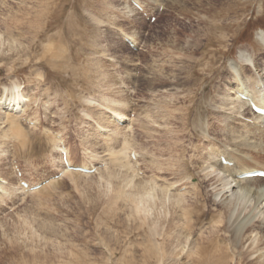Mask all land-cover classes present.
Here are the masks:
<instances>
[{
    "label": "rangeland",
    "instance_id": "rangeland-1",
    "mask_svg": "<svg viewBox=\"0 0 264 264\" xmlns=\"http://www.w3.org/2000/svg\"><path fill=\"white\" fill-rule=\"evenodd\" d=\"M140 1L145 12L156 16L153 22L135 8L132 14L122 12L129 0H0V264H85V254L94 264H115L121 257L119 250H134L141 260L142 248L155 245L156 252L162 241L168 251L186 250L199 242L218 217L202 221L200 231L182 230V211L167 204L160 187L166 188L169 182L167 195L183 193L187 199L201 191V207L220 211L214 198L222 190L221 183L211 185L203 178L208 169H201L208 165L213 150L225 153L224 147L234 155L247 153L250 157L242 160L249 163L247 168L264 167L259 135L256 143L230 148L233 127L247 128L244 122L253 119L240 117L229 126L222 111L215 110L232 83L229 65L244 66L246 79L264 67V0ZM122 32L134 36L136 50L125 43ZM259 75L264 77V71ZM12 82L25 100L15 111L5 113L4 96L8 98L10 92L3 86ZM239 85L248 90L253 87L249 81ZM256 94L263 95L264 89ZM111 108L124 115L122 126L114 124ZM173 114L177 119H172ZM6 117L17 121L18 128L10 127ZM7 127L13 131L9 133ZM56 131L71 162L87 164L93 172L86 176L64 173L51 179L63 169L59 151L50 140ZM124 132L132 134V149L137 152V162L128 157L139 171L130 183L116 167L114 151L110 153L122 145ZM172 134L176 144L168 148V142H174ZM13 161L24 179L35 183L50 178V182L34 192L21 191L12 172ZM174 162L182 165L180 169ZM184 167L191 171L183 173ZM145 181L157 187L149 216L136 212L133 200H127L141 194L138 186ZM1 182L12 185L14 195L7 194ZM245 187H251L249 194L242 189L230 206V211L236 208L234 212L241 211V216L257 204L252 193L255 186L248 183ZM223 223L228 230L227 220ZM175 232H181L180 237L173 236ZM155 233L162 235L151 244ZM109 248L114 249V257H108ZM146 257L156 264V258ZM126 260L127 256L124 264ZM173 260L179 263L186 258L166 256L157 264H174Z\"/></svg>",
    "mask_w": 264,
    "mask_h": 264
},
{
    "label": "bare ground",
    "instance_id": "bare-ground-1",
    "mask_svg": "<svg viewBox=\"0 0 264 264\" xmlns=\"http://www.w3.org/2000/svg\"><path fill=\"white\" fill-rule=\"evenodd\" d=\"M6 1V0H5ZM134 1L136 4H138L140 7L141 5H143V1L141 2L140 0H132ZM175 1V0H174ZM141 3V4H140ZM3 4V3H2ZM135 7L133 5H131L130 1L128 2V4L125 3V5L123 6V9L124 11L122 12H129V13H134L133 11L136 9H134ZM144 11V8L141 7ZM134 9V10H133ZM146 10V9H145ZM130 14V15H131ZM150 15V14H149ZM91 16V15H90ZM113 17V16H112ZM97 22V21H96ZM101 22V21H100ZM99 23V22H98ZM97 25V24H96ZM39 27V26H38ZM122 28V27H120ZM118 28V29H120ZM126 28V27H125ZM208 31V30H207ZM261 32V31H260ZM121 33V32H120ZM123 33V32H122ZM134 33V32H133ZM213 33V32H212ZM8 35V34H7ZM205 35V34H203ZM263 35L264 34H261V38H263ZM5 38V37H4ZM122 38H127L128 40H131L132 43L133 41L135 40L134 39V36L131 34H124L123 33V37ZM213 38V37H212ZM115 39V38H114ZM5 40V39H4ZM3 40V41H4ZM8 40H11V38L8 36ZM211 40V39H209ZM262 41H264V39H262ZM2 42V41H1ZM0 42V43H1ZM12 42L13 40L10 42L8 41L9 43V47L11 48L13 45H12ZM202 42V41H201ZM138 43V42H137ZM134 44V43H133ZM264 45V43H263ZM106 55V54H105ZM203 55V54H202ZM197 57V56H196ZM195 58V57H194ZM213 58V57H212ZM197 60V62H194V63H198V61H202L201 58L200 59H195ZM186 61V60H184ZM183 61V62H184ZM215 61V59H214ZM212 62V60L210 61ZM210 65V64H209ZM150 66V65H149ZM238 65L236 63H232L231 65H229V70H231V74H233V78L229 79L232 81L230 87L227 88V90L224 93V96H223V99H222V105L219 107V108H215V110L218 109V112L219 111H222L221 113L223 114L222 115V118L225 122H227V124L230 126L232 125L231 123H234L235 121H238L240 119V117H245V118H252L253 121H251V123H245V126L242 125L240 127H242L243 129H238L237 126L233 127L234 129L232 130V136L233 138H231L233 141V144L232 146L230 147L231 149L232 148H235V147H240L242 148V146H244L243 144L245 142H255L256 143V139L259 135V139L261 141V147H258L259 151L261 152L260 153V156H264V121L262 119L261 116L259 115H256L255 113H253L251 111V109L249 108L248 104L246 101L244 100H241L239 99L236 95H235V92L236 91H240L242 93H245L246 95H248L253 101L255 104H257L258 106H261V107H264V94H260L262 95L260 97V95L257 97V85H263V88L260 89V91H262L264 89V77H262L261 75H259V72L260 71H264V67H261L259 70H257V73L258 75L257 76H253L252 77L250 76L248 79H246L247 77L246 76V69L244 66H241L240 69L237 67ZM189 67V66H188ZM257 68V67H256ZM169 69V68H168ZM152 70V69H151ZM171 73V72H170ZM248 73V72H247ZM229 74V73H228ZM163 76V75H162ZM226 77V76H225ZM229 77V76H227ZM150 79V78H149ZM172 79V78H171ZM228 80V81H229ZM191 81V80H190ZM244 81H249V83L251 82V85L253 86L250 90L246 89L248 88L246 86V88H243L241 85L242 82L244 83ZM227 83V82H226ZM229 84V83H228ZM251 87V86H250ZM160 88V87H159ZM224 88V87H223ZM3 90L5 91H8L10 92V96L8 98L5 97V100L7 99V103H4L2 108H4V112L6 113L7 110L13 112L15 111L14 107L16 106H19L20 103L22 104L23 101L25 100L24 97L25 95L23 94H19L18 93V90H17V86L12 82V84L9 86V87H4L3 86ZM259 91V90H258ZM181 97V96H180ZM1 98L3 99V97L1 96ZM0 98V99H1ZM186 98V97H185ZM117 101V100H116ZM177 101V100H176ZM184 101V100H183ZM113 102V101H112ZM221 102V101H220ZM117 103L119 104L120 102H115V104L117 105ZM114 105V106H116ZM220 105V104H219ZM165 107V106H164ZM171 107V106H170ZM109 108V107H108ZM184 109V108H183ZM112 110V108H111ZM182 110V108H181ZM109 111V110H108ZM167 111V110H166ZM186 111V110H185ZM112 117H113V120H121L124 119V115L120 112V110H112L110 111ZM8 113V112H7ZM175 113V112H174ZM189 113V112H188ZM185 114V112H184ZM187 114V113H186ZM216 114V113H215ZM149 115V114H148ZM188 115V114H187ZM6 116H8L6 114ZM154 116V115H153ZM163 116V115H162ZM174 116V114H173ZM179 116V115H178ZM185 116V115H184ZM149 117V116H148ZM177 116H174L172 117V119H177L176 118ZM195 117V116H194ZM7 120H8V125L10 127H17V121H15L14 119H11V118H8L6 117ZM14 118V117H13ZM109 118V117H108ZM183 118V116H181V119ZM3 119L2 117H0V120ZM171 119V120H172ZM184 119V118H183ZM196 119V118H195ZM251 119V120H252ZM18 120V119H17ZM155 120V119H154ZM172 120V121H173ZM247 120V119H246ZM133 121V119H132ZM195 121V120H194ZM4 122L6 123V121L4 120ZM136 122V121H135ZM146 122V121H145ZM170 122V121H168ZM174 122V121H173ZM1 124V123H0ZM115 124V123H114ZM124 124V123H123ZM122 124V125H123ZM169 124V123H168ZM224 124V123H222ZM127 125V124H125ZM145 125V124H144ZM240 125V124H239ZM115 126V125H114ZM131 126V125H130ZM148 126V125H147ZM188 126V125H187ZM194 126V125H193ZM106 127V126H105ZM151 127V126H150ZM171 127V126H170ZM20 128V126H19ZM121 128V127H120ZM130 128V127H129ZM228 128V127H227ZM7 129L10 131L12 129H9V127H7ZM7 129L4 131L5 134H6V131ZM118 129V128H117ZM103 130V129H102ZM123 130V128H122ZM145 130V129H144ZM150 130V129H149ZM152 130V129H151ZM154 130V129H153ZM3 131V130H2ZM8 131V132H9ZM13 131V130H12ZM110 131V130H109ZM121 131V130H120ZM170 130H168L169 132ZM2 132V133H4ZM107 132V131H106ZM118 132V131H117ZM122 132V131H121ZM130 132V131H129ZM138 132V131H137ZM165 132V131H164ZM213 132V131H212ZM11 133V131L9 132ZM8 133V134H9ZM13 133V132H12ZM20 133V132H19ZM100 133V132H99ZM119 133V132H118ZM166 133V132H165ZM175 133V132H174ZM4 134V135H5ZM123 134V133H122ZM138 134V133H137ZM2 135V134H1ZM56 135V136H55ZM108 135V134H107ZM119 135V134H118ZM173 135L172 134V138H173ZM176 135V134H175ZM180 134H178L177 137H179ZM9 136V135H8ZM13 136V134H12ZM11 136V137H12ZM109 136V135H108ZM122 136V135H121ZM206 136V135H205ZM51 137V136H50ZM154 137V136H153ZM229 137V136H228ZM2 138V137H0ZM5 138V137H3ZM171 138V139H172ZM230 138V137H229ZM253 138V140H252ZM256 138V139H255ZM49 139V138H48ZM174 139V138H173ZM172 139V140H173ZM180 139V138H179ZM258 139V141H259ZM51 140V144L53 143V148L60 151V153H64L65 157L67 158V161L68 163H71V158H70V154H68L67 150L68 148L66 147L65 148V142L63 141V138L61 136L60 133L56 132V134H54V136H52V138H50ZM122 145L119 146L118 149L116 150H112L110 149V153L113 154V151H114V155L112 156V159H114L113 161H116V164L117 165L116 167L119 168V171L121 172V176H124L125 179H126V183H130L131 182V178L132 177H136V174L139 172L137 171L138 170V167H136V170L134 169L133 167V164L130 161H128V157L130 158V152L132 150V147H133V143L135 142L133 140V137H132V134L131 133H126L124 132L122 138ZM177 140V139H176ZM201 140V139H200ZM134 141V142H133ZM154 141V140H153ZM157 142V141H156ZM178 142V141H177ZM212 142V141H211ZM115 143V142H114ZM171 142H168L167 144V147L168 148H171V146L173 147L174 143L176 144L175 142V139H174V142L169 144ZM230 144V143H229ZM258 145L260 143H257ZM253 147L255 148L256 145ZM2 145V143H1ZM160 145V144H159ZM118 146V145H117ZM170 146V147H169ZM176 146V145H175ZM225 146V145H224ZM166 147V145H165ZM227 147V146H225ZM245 147V146H244ZM134 148V147H133ZM212 148V147H211ZM66 149V150H65ZM136 149V148H135ZM139 149V148H138ZM176 149V147H175ZM236 149V148H235ZM162 150V149H161ZM173 150V149H172ZM177 150V149H176ZM222 150L226 153H223L221 151H218L219 153H216L215 154V150H213L214 152L211 153V157L210 158L211 160H207L208 162V165H206L205 167H201L204 168V169H208L206 170L205 172L206 173H203V178L204 180L212 183L211 185H214V183L216 181H220V186L222 187V190L220 191L222 194L220 195L219 199L217 198L219 193H217V195L215 194V198L214 200H218L217 202V206H219L220 208V211H214L210 206H207L206 207H201L202 203L200 204L199 203V199L198 197H201L204 193L201 192V191H197L196 194L197 196H193L189 199H187L185 196V194L183 193H174L172 194V197L167 195L166 193V190L168 189V187H171L172 184L169 182L166 183L165 187L167 188H163V187H160V190L162 191V193H165V194H162L164 196V200H167V204L168 203H171V205L175 208L174 210L176 211H182V216L184 218V222H183V229L187 230L190 232V230H201L202 226H200V224H202L201 222L205 219H211V218H214V217H218V219H216V221H214L213 219L210 221H214L215 224L211 225L210 224V227H208V229L205 231L206 234L203 235L202 237H200L199 239V242H193L195 245L193 247H188L186 250H184V247H181L179 250H174V251H168L166 249V247L164 246L165 244L161 242H159V239L157 237V235H162L161 233H155L153 235V240H152V243L151 244H154L156 242H159V245H157V247L159 249L156 248V252H155V245H150L146 248H142L144 251L141 255H143L144 257H142L141 260H137V255L135 253L134 250H131V249H123V250H119L121 251V257L119 259V261H116L115 264H124L123 263V260L125 259V256H127V260H126V264H150V261L148 260V257H151V258H156V264L157 262L158 263H162L163 262V259L168 256L172 259H175V257L179 258V256H181L183 259L186 258V260L184 262H175L174 260V264H264V215L261 217L262 214H264V178H261V177H253V178H239L238 175L243 172V171H246V170H250V169H264L263 168H260V166H253L251 168H247V166L249 165L244 163L242 160H246V157H248L249 155H247V153L245 154H239V155H234L231 150H227L226 148H222ZM246 150V149H245ZM249 150V149H248ZM8 151V150H7ZM69 151V150H68ZM171 151V150H170ZM180 151V149H179ZM234 151V150H233ZM244 151V150H243ZM257 151V150H255ZM1 152V151H0ZM129 152V153H128ZM177 152V151H176ZM175 152V153H176ZM217 152V151H216ZM249 152V151H247ZM5 153V152H4ZM134 153H137L135 150H134ZM236 153V152H235ZM106 154V153H105ZM139 154V153H138ZM206 154V153H205ZM253 154V153H252ZM207 155V154H206ZM178 156V155H177ZM220 156H223L225 160H228L230 161L232 164L229 165V164H222L220 162ZM62 157V156H61ZM201 157V156H200ZM204 156H202L203 158ZM250 157V156H249ZM258 157V156H257ZM135 159L134 162H137V154L136 156L134 157ZM201 158V159H202ZM252 158V157H251ZM58 159V158H57ZM200 160V158H198ZM209 159V158H208ZM51 160H52V163L54 164L56 162V159L52 156L51 157ZM54 160V161H53ZM205 160V159H204ZM245 161V162H246ZM139 162V161H138ZM111 163V162H110ZM115 163V162H113ZM176 163V162H174ZM173 163V165H175ZM201 163V162H200ZM136 164V163H134ZM155 164V163H154ZM178 163H176L177 165ZM205 164V163H204ZM239 164V165H237ZM75 165V164H73ZM87 164H83L82 166H86ZM189 165V164H188ZM202 165V164H201ZM214 165L216 166V168L214 167ZM258 165V164H257ZM140 166V165H139ZM182 165L181 164H178L176 169H180ZM197 166V165H196ZM63 167V166H62ZM61 167V168H62ZM218 167L220 168L219 170H221V172H217L216 170L218 169ZM89 168V167H88ZM91 168V167H90ZM157 168V167H156ZM216 170H215V169ZM140 169V168H139ZM176 169H174L176 171ZM183 169V173L187 172V171H191V168H187V167H184L182 168ZM62 170V174L65 173L66 174H69V175H79V176H82L83 173H79V172H73V171H67V170ZM118 170V169H117ZM116 170V171H117ZM106 171V170H105ZM174 171V172H175ZM204 171V170H203ZM215 172V173H214ZM23 173V172H22ZM176 173V172H175ZM88 174V173H87ZM85 174V176L87 175ZM110 174V172H109ZM112 174V173H111ZM110 174V175H111ZM139 174V173H138ZM189 174V173H187ZM117 175V174H115ZM114 175V176H115ZM119 175V174H118ZM176 175V174H175ZM84 176V175H83ZM99 176V175H98ZM102 176V174H101ZM140 176V175H138ZM159 175H154L153 177H158ZM110 177V176H109ZM123 177V178H124ZM142 177V176H140ZM181 177V175H180ZM105 178V177H104ZM121 178V179H123ZM10 179V178H9ZM14 179V178H13ZM84 179V178H83ZM102 179V177H101ZM124 179V181H125ZM184 179V178H183ZM53 180V179H52ZM56 181V180H55ZM109 181V178L107 179L106 182ZM213 181V182H212ZM50 182V181H49ZM133 182V181H132ZM146 182V181H145ZM149 182V183H147ZM146 184L142 185V186H138V187H141L142 188V192L141 194L139 193V195H137V198L135 197H129V199H127V197H125L128 201L131 202V200H133V204H134V210L136 212H143V213H151L150 212V209L151 207L149 206L151 203L152 200L155 199L156 197V194H155V190H156V185L154 184V182L152 181H147ZM137 183V182H136ZM190 183V182H189ZM248 183H251L252 185L255 186V188L252 190V193H254L255 195H253L255 197V203L257 202V204L255 205L254 208H252L249 212H247V214H244L243 216H241V211L240 212H234L235 209L231 208L232 210L230 211V206L232 205V203H234V199H238V195L240 194L241 190H247L248 191V194H249V191H251V187H245ZM1 184H3L2 188L6 191V193L8 192L9 194L11 193V195L13 194L11 188L12 185H9L7 182H1ZM50 184V183H49ZM54 184V183H53ZM75 184V183H74ZM102 184V183H101ZM142 184V183H141ZM174 184V183H173ZM135 185V183H134ZM171 185V186H170ZM206 185V184H205ZM219 184L216 183V187H218ZM11 186V187H10ZM129 186V185H128ZM127 186V187H128ZM132 186V185H131ZM168 186V187H167ZM196 186V185H195ZM121 187V186H119ZM130 187V186H129ZM137 187V186H136ZM135 187V189H136ZM204 187V186H203ZM206 187V186H205ZM15 189L17 187H14ZM43 188V187H42ZM86 188V187H85ZM133 188V187H132ZM215 188V187H213ZM212 186H211V189H213ZM59 189V188H58ZM134 189V188H133ZM132 189V191H133ZM200 189V188H199ZM220 189V188H219ZM18 190V188H17ZM118 190V189H117ZM141 190V189H140ZM19 191V190H18ZM123 191V190H122ZM137 193L139 192L138 188L136 189ZM14 192V190H13ZM34 192V191H33ZM117 192V191H116ZM119 192V191H118ZM117 192V193H118ZM129 192V191H128ZM131 192V191H130ZM135 192V191H133ZM214 192H215V189H214ZM7 193V194H8ZM110 193V192H109ZM126 192H123V196H126L125 195ZM132 193V192H131ZM159 193V192H158ZM251 193V192H250ZM18 194V192H17ZM161 194V193H160ZM14 195V194H13ZM135 195V194H134ZM158 195V194H157ZM120 196H122V194H120ZM136 196V195H135ZM167 197V199H165ZM10 197V196H8ZM21 197V196H20ZM19 197V198H20ZM159 197V196H158ZM253 197V199H254ZM161 198V199H162ZM7 199V198H6ZM125 199V200H126ZM205 199V197H204ZM13 200V199H12ZM21 200V199H20ZM19 200V201H20ZM202 200V199H201ZM166 202V201H163V203ZM208 202V201H207ZM128 203V202H127ZM155 203V201H154ZM236 203V202H235ZM241 203V202H240ZM132 204V203H130ZM209 204V203H207ZM129 205V204H128ZM205 205V204H204ZM235 205V204H234ZM260 205V207H258ZM238 206V205H236ZM10 207V206H9ZM150 207V208H149ZM162 207V206H161ZM233 207V205H232ZM239 207V206H238ZM257 207L259 208L256 212H252V210L254 209H257ZM131 209H133V207H131ZM244 209V208H243ZM163 210V209H162ZM133 211V210H132ZM176 211V212H177ZM223 211V212H222ZM230 211V213L228 212ZM238 211V209L236 210ZM167 212V211H166ZM165 212V213H166ZM171 212V211H170ZM142 213V214H143ZM175 213V212H174ZM181 213V212H180ZM223 213V214H222ZM234 213H237V214H234ZM243 213V212H242ZM179 214V213H178ZM235 215V216H234ZM144 216V215H143ZM149 216V215H148ZM167 216V214H166ZM173 216V215H171ZM180 216V214H179ZM180 216V217H182ZM258 217L256 220L254 219L255 217ZM146 217V216H144ZM174 218V216H173ZM145 219V218H143ZM148 219V218H147ZM177 219V218H176ZM179 219V218H178ZM227 220V223L229 224L228 225V230L226 229L227 225L224 226L225 223L224 220ZM174 220V219H173ZM177 221V220H176ZM178 222V221H177ZM180 223V221H179ZM178 223V224H179ZM207 223V222H206ZM223 223V224H222ZM172 225V223H171ZM177 225V224H176ZM180 225V224H179ZM181 225V227H182ZM175 227V226H174ZM173 227V228H174ZM178 225L176 226V229H177ZM197 227V228H196ZM172 228V229H173ZM205 229V228H204ZM181 230V228H180ZM184 230V231H185ZM184 231H181V232H184ZM185 231V232H187ZM180 232V233H181ZM189 232H187L186 234H188ZM191 232H194V231H191ZM232 233L231 236H227L226 233ZM179 232H175L173 236L177 237L179 236L180 237V234ZM200 233V232H199ZM176 234V235H175ZM180 234V235H179ZM166 235V234H165ZM169 235V234H168ZM182 237V236H181ZM162 238V237H161ZM184 238V237H182ZM188 237L186 236L185 239H187ZM181 239V238H179ZM178 239V241H179ZM184 239V240H185ZM198 239V238H197ZM229 241L228 243L226 242ZM182 241V239H181ZM198 241V240H197ZM185 242V241H184ZM180 243V241H179ZM178 243V244H179ZM192 243V244H193ZM160 245H163V246H160ZM184 246V245H183ZM177 247V246H175ZM174 247V248H175ZM163 248V249H162ZM173 248V249H174ZM137 250V249H136ZM139 250V249H138ZM108 252V257H111L113 255H115L116 253H114V249L113 248H109L107 250ZM118 251V252H119ZM84 253V252H83ZM85 254V253H84ZM83 254V255H84ZM76 255V254H75ZM74 255V256H75ZM82 255V257H83ZM79 256V255H78ZM85 258H86V262L85 264H94L93 262H90L88 261L87 259H89L88 255L85 254ZM114 257V256H113ZM84 258V257H83ZM85 258H84V261H85ZM81 259V258H80ZM90 260V259H89ZM152 261V260H151ZM82 262V260H81ZM76 263V262H74ZM78 264V263H77ZM108 264H113L112 262L108 263Z\"/></svg>",
    "mask_w": 264,
    "mask_h": 264
}]
</instances>
